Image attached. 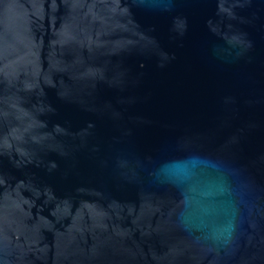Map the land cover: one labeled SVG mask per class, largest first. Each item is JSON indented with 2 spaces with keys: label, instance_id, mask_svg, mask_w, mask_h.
Wrapping results in <instances>:
<instances>
[{
  "label": "water",
  "instance_id": "95a60500",
  "mask_svg": "<svg viewBox=\"0 0 264 264\" xmlns=\"http://www.w3.org/2000/svg\"><path fill=\"white\" fill-rule=\"evenodd\" d=\"M0 264H264V0H0Z\"/></svg>",
  "mask_w": 264,
  "mask_h": 264
}]
</instances>
